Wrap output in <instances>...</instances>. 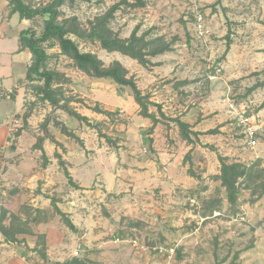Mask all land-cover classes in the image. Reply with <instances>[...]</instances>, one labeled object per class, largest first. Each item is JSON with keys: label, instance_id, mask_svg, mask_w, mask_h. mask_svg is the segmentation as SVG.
I'll return each instance as SVG.
<instances>
[{"label": "rangeland", "instance_id": "obj_1", "mask_svg": "<svg viewBox=\"0 0 264 264\" xmlns=\"http://www.w3.org/2000/svg\"><path fill=\"white\" fill-rule=\"evenodd\" d=\"M25 1L41 6L50 0ZM115 3L121 6L111 26L120 37H130L138 26L139 34L148 31L150 40L164 37L172 41V50L153 57L156 64L145 67L120 52L106 51L99 43L80 41L81 49L97 53L107 65L121 61L155 103L205 101L227 103L228 109L233 101L237 113L254 114L261 127L255 147L249 145L235 114L223 123H231L224 132L219 129L222 124H207L217 126L210 129L215 132L204 134H225L221 145H203L219 160L223 155L230 162L256 163L252 175L239 179L238 199L231 203L212 173H195L189 152L180 166L189 165L192 183L167 189L154 184L138 186L133 173L135 150L152 156L148 141L138 140L151 127L144 128L146 117L130 87L85 74L54 47L48 49V67L66 74L63 98L72 99L70 105L89 120H78L38 98L34 85L40 82L24 79L26 64L16 62L11 48L23 29L33 28L40 34L45 17L14 18L9 1L0 0V89L17 81L25 93L21 108L12 96L0 97V171L17 170L15 160L20 156L6 155L11 145L18 144L26 157L23 177L14 171L2 180L0 174V211H7L5 225L24 230L15 233V241L1 233L0 264H227L233 260L264 264V114L257 116L264 86L249 90L264 81V0H76L62 7V15H77L88 25ZM198 13L204 17L203 34L196 26ZM17 110V125H8L10 114ZM28 111L31 114L25 119ZM168 120L162 117L164 129L169 134L173 129L180 135L177 138L184 139L178 124ZM63 126L80 140L64 133ZM9 127L14 139L5 134ZM47 133L64 147L57 148L49 138L37 144ZM56 150L62 154V163L54 155ZM54 201L65 217L56 211ZM158 244H178L174 258L168 261L158 253L154 249ZM78 245L81 248L75 255Z\"/></svg>", "mask_w": 264, "mask_h": 264}, {"label": "trees", "instance_id": "obj_2", "mask_svg": "<svg viewBox=\"0 0 264 264\" xmlns=\"http://www.w3.org/2000/svg\"><path fill=\"white\" fill-rule=\"evenodd\" d=\"M12 6V12L18 13L22 19H33L36 16L45 17L44 29L38 34L33 28L21 30L19 33V50L29 49L32 53L31 63L26 71V79L29 82L39 81L40 83L34 85L35 94L38 98L51 103L55 108L65 110L69 115L81 121H88V117L79 113L70 105V100L63 98V83L68 79L66 74L62 71L50 69L48 61L50 54L49 48L58 47L61 54L70 58L75 66L85 74L98 78L108 79L115 82L118 86H128L132 91L134 100L140 105L141 114L153 120L150 133L153 132L155 126L160 122L155 113L150 112V106L158 107L161 116H165L161 111V106L150 99L149 94H144L138 86L134 75H130L129 69L119 60H114L110 64H106L104 60L95 52L83 51L80 47V41L99 43L103 49L108 52H120L137 60L142 66L154 65L153 57L164 54L172 50L173 42L165 40L164 37L156 39H148V31L139 34V27L137 26L130 37L122 38L112 28L111 22L115 17L116 12L121 6V3L113 4L106 12L94 17L89 21L88 25H84L77 15L64 16L62 15V7L68 3H74L76 0H50L48 3L41 6H33L25 0H8ZM229 49V44H228ZM181 84H186L187 81H180ZM260 86H264V81L253 85L249 90L253 91ZM64 101V102H63ZM63 102V103H62ZM264 108V101L260 105ZM109 113V111H100ZM31 114L28 111L24 114L27 119ZM179 128L180 133L188 142H193L191 134H198L191 130V125L180 118L174 119ZM48 120L44 123L46 127ZM63 132L68 136L80 138L75 133L62 128ZM209 132H215L210 130ZM49 138L56 144L57 148L64 147L63 144L55 138L54 135L47 133L43 137H39L37 144H41L45 139ZM151 139H149L150 141ZM55 157L62 163V154L56 150ZM189 152L185 158H188ZM221 161L220 172L213 174L212 177L221 182L225 187L229 202L235 203L238 199L240 178L248 179L252 175L253 167L256 163L247 165L241 161H229L227 156L219 155ZM65 173L72 182V176L68 169ZM264 194V191H263ZM56 211L66 216L65 212L54 201L53 203ZM7 211L5 209L0 212V231L6 240H17L16 234L24 232L23 229L11 230L5 225ZM68 226L72 229L75 225L69 219H65ZM264 223V220H263ZM85 264V263H80ZM227 264H240L235 260Z\"/></svg>", "mask_w": 264, "mask_h": 264}, {"label": "crops", "instance_id": "obj_3", "mask_svg": "<svg viewBox=\"0 0 264 264\" xmlns=\"http://www.w3.org/2000/svg\"><path fill=\"white\" fill-rule=\"evenodd\" d=\"M15 17H20L18 13L13 14ZM13 51L14 59H16L17 63H25L26 67L31 63L32 59V53L29 49L19 50V42L18 37L16 38V43L11 48ZM2 54V53H1ZM26 68V71H27ZM26 79V74L25 78ZM16 87L14 90L13 88ZM5 90V91H4ZM215 90V88H214ZM212 93L213 90H212ZM12 96L14 98L15 103H19V106L23 105L24 103V96L25 93L23 92V88H19L18 82L14 81V83L10 86H6L4 88L0 89V97L4 98L7 96ZM132 97V95H130ZM157 96H154L156 98ZM157 99V98H156ZM154 99V100H156ZM226 102L227 99H224ZM158 102V100H156ZM124 103H116V106H122ZM129 104V103H128ZM135 105V103H130V105ZM162 104L161 111L168 117V121L171 122L172 125H175L177 122L174 120L176 118H180L181 120L189 123L191 125V130L194 132H197L198 134H191V137L193 139V142H188L186 139H180L177 138V135H179L178 132L173 133L174 130L172 129V132L169 134L167 129H164L163 123H162V116L159 113L157 108H150V112H153L156 114V116L161 119L160 122L155 126L152 133H149L147 136V139H145V134L143 131V134L141 133L139 135V139L141 142H144L145 140L148 141L150 151L152 152L151 155L155 157L152 158V156H148L145 153H142L144 151L137 149L136 152V159H134V166H137L136 169L133 170V173L135 175V178H137L138 186H151L154 184V186L162 187L164 189L167 188H175L182 184L192 183V180H194V176L189 175L187 172V169L189 168V165H183L180 166V163H182L185 154L190 152L192 155V162H193V169L195 173L198 175L202 173L204 176L207 174H218L219 171V162L220 160L217 158V154L214 152H209L206 150L205 147H203L204 144L210 142H216L217 146L221 145V139L224 137L222 133L217 134H204L211 128H215L218 124L220 125L219 129L224 132L226 128L229 126V124H223L226 120L234 118V112L229 109H226L227 103H207L205 101H202L200 103H158ZM193 105V106H192ZM156 107V106H155ZM19 110V109H18ZM17 111L12 112L10 114V118L6 121L8 125L13 124L17 125L15 123V116L19 113ZM213 113L212 117H207ZM261 114H264V108L258 110L257 116H260ZM143 124L145 125L144 128H150L153 125V121L150 118H143ZM20 122V120H17ZM210 122H214L216 124L209 125ZM3 125V122H0ZM177 127V126H176ZM1 129V128H0ZM13 128L9 127L8 131L5 132L8 139L12 136ZM180 136V135H179ZM149 137V138H148ZM14 139V136L11 137ZM149 139L150 142H149ZM146 141V143H147ZM18 144H16V147H12V145L9 147L11 151L7 154H11L12 156H20V158L16 159V171L15 169H6V171H0V174L2 175V180H7L9 178V174L15 172H20V175L23 177V166L25 162V158L22 157V150L18 147ZM139 148V147H136ZM148 150L147 148H145ZM48 156L50 155L49 151H46ZM235 153V152H234ZM232 154V153H231ZM52 161L53 159L50 158ZM18 161V162H17ZM53 166V164H52ZM217 167V168H215ZM49 169V168H47ZM69 169L71 170L72 167L69 166ZM68 169V170H69ZM69 170V171H70ZM48 175V173H47ZM15 180H21L19 179V176H14ZM1 180V178H0ZM76 181V179H74ZM142 180V181H140ZM8 184L7 182L5 185ZM1 186V185H0ZM80 186H84L80 183ZM185 186V185H183ZM187 186V185H186ZM1 189V188H0ZM85 191V190H83ZM1 212V211H0ZM0 240H1V232H0ZM1 246L3 243L0 244Z\"/></svg>", "mask_w": 264, "mask_h": 264}, {"label": "built area", "instance_id": "obj_4", "mask_svg": "<svg viewBox=\"0 0 264 264\" xmlns=\"http://www.w3.org/2000/svg\"><path fill=\"white\" fill-rule=\"evenodd\" d=\"M203 15L201 13H198L196 15V26L197 30L200 34H203L205 30V24L203 22ZM1 33V31H0ZM211 79L216 78V75H211ZM229 108L234 112V114L239 116V121L243 125V132L245 133V136L247 138V141L251 147H255L259 143L258 135L260 133L261 127L259 124H257V119L254 114H246L245 112H238L236 110V105L233 101H230ZM244 219V218H242ZM136 243H138L136 241ZM178 244L176 245H165V244H158L154 247V249L160 253L161 255H164L167 257L168 261L172 260L176 254ZM81 248V245H78L76 250L74 251L75 255L79 254V249Z\"/></svg>", "mask_w": 264, "mask_h": 264}]
</instances>
